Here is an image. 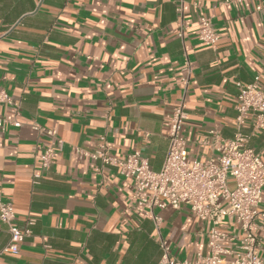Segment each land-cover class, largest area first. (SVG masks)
I'll return each mask as SVG.
<instances>
[{"label": "crops", "instance_id": "crops-1", "mask_svg": "<svg viewBox=\"0 0 264 264\" xmlns=\"http://www.w3.org/2000/svg\"><path fill=\"white\" fill-rule=\"evenodd\" d=\"M226 1L0 0V87L20 106L0 105L7 121L0 131V190L18 227L36 221L20 253L3 255L0 264H159V235L134 208L132 181L79 151L93 153L105 138L115 157L139 151L160 171L167 116L184 99L190 159L219 156L209 132L234 137L235 82L249 85L262 75L264 90V0ZM201 16L219 36L215 49L199 40ZM47 131L62 145L55 164L42 171L39 156L52 140ZM249 147L264 161V130ZM155 212L176 257L209 255L210 224L188 206ZM259 226L264 258V219ZM222 228L240 236L229 221ZM9 241L0 223V251ZM226 248L237 252V240Z\"/></svg>", "mask_w": 264, "mask_h": 264}, {"label": "built area", "instance_id": "built-area-1", "mask_svg": "<svg viewBox=\"0 0 264 264\" xmlns=\"http://www.w3.org/2000/svg\"><path fill=\"white\" fill-rule=\"evenodd\" d=\"M249 0H230L226 3H241ZM196 6V5H195ZM181 12V8L179 9ZM199 40L215 49L219 36L209 17L198 20ZM183 39V31L179 32ZM183 84L188 87L192 75L188 57L185 58ZM262 75H257L249 85L235 82L238 89L235 120V134L232 139L222 140L217 129L209 132L212 147L219 156L206 162L192 161L188 154V142L184 126L188 120L185 100H181L168 114L169 135L164 163L160 171H153L149 161L141 152L135 151L121 159L112 154V148L101 139L96 151L80 154L100 161L102 167L118 169L126 179L132 181V201L136 210H141L145 218L151 219L159 235L161 257L159 264H264L261 257L258 232L259 223L264 219V161L259 153L249 147L251 139L264 130V90L261 88ZM9 105L18 111L19 103L13 101L0 87V105ZM7 121L0 118V131H4ZM19 127V123H15ZM251 132L246 134L244 128ZM38 131H44L36 127ZM39 156L42 171H48L55 164L56 148L62 141L55 139ZM39 176H36L38 179ZM188 206L202 222L209 223L206 232L208 256L199 255L194 261L181 260L173 253L172 246L163 237L160 226L162 218L155 210L171 208L180 210ZM229 221L240 231V236L232 237L222 224ZM35 219H30L26 228L16 224V213L12 203L4 200L0 190V223L5 225L10 235L9 244L0 251L18 255L22 244L32 235ZM237 240L238 251L232 252L226 245ZM226 256H232L231 259Z\"/></svg>", "mask_w": 264, "mask_h": 264}]
</instances>
